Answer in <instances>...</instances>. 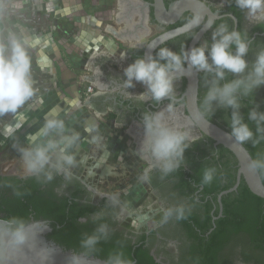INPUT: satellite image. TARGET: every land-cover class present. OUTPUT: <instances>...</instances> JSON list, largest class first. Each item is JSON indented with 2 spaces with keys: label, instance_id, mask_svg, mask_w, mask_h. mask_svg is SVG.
I'll list each match as a JSON object with an SVG mask.
<instances>
[{
  "label": "flooded vegetation",
  "instance_id": "af4514ba",
  "mask_svg": "<svg viewBox=\"0 0 264 264\" xmlns=\"http://www.w3.org/2000/svg\"><path fill=\"white\" fill-rule=\"evenodd\" d=\"M119 3V0H114ZM126 1V0H120ZM139 7L151 4L152 0H137ZM178 0H163L165 8ZM215 14L211 27L203 34L196 46L205 40L211 41L212 31L220 25H227L230 30L235 29L246 33L250 43V51L247 57L251 63L256 53L264 49V22L252 23L245 17V12L235 5V0H199ZM2 7L0 6V34L4 30L2 19ZM143 10L139 9L138 12ZM147 25L149 34L142 39L143 42L134 48L126 49L124 53L123 67L115 61L110 54H101L91 61V70L88 78L93 83L92 92L88 95L87 105L93 111L103 117L111 116L113 127L124 130L125 143L130 141L131 148L119 151V157L105 161L108 151L99 146L96 158L98 161L81 159L78 173L71 171V178H65L63 174H54L49 181L43 175L40 177L26 175L21 169L22 160L16 152L8 150L0 156V192L6 191L10 195L22 193L28 198V217L36 221H43L50 228L47 234L49 240L54 241L63 248L76 253H83L96 257L93 252L117 253L122 252L124 258L133 257V252L138 251L137 257L132 260L135 264H185L195 250L197 234L199 237H208L216 228L220 219L222 225L229 227V221L224 215L225 208L233 212L236 217V207L240 193L237 190L224 195L221 198V208L217 200L218 195L225 189L229 182L232 186L237 178V161L233 154L214 141L203 135L196 126L190 122L186 110L185 89L186 79L176 78L175 97L171 101L174 112L169 116V122L190 130L196 138V143L185 152V162L171 174L163 175L154 168L150 173V180L142 182L149 193L146 208L128 211L123 203L113 205L109 199L112 194H118V198L126 192L128 183L138 181L146 168L152 165L150 158L142 157L140 151L144 138L142 126V113L154 112L165 108L168 100L160 104L154 102L144 103L135 97L129 98L124 94L122 80L123 70L133 63L138 57H142L145 45L154 37L190 23L195 17L191 11L184 12L173 24H160L152 15L149 7ZM208 21L205 16L202 23L190 31L172 38L158 46L168 47L172 51L179 52L188 45L195 34ZM124 23H121L122 26ZM195 46V47H196ZM89 61V63H90ZM121 68V69H120ZM94 70V71H93ZM198 73V107L200 112L201 101L206 91L207 77ZM231 78V77H229ZM264 86L257 89L255 99L263 94ZM134 95L145 91L143 85L137 83L135 88L127 89ZM203 106V105H202ZM213 121L208 115H203L210 122L227 130L218 116H228L227 109H217ZM93 134L94 141L99 142V136ZM123 136V135H122ZM129 144V143H128ZM128 150V152H127ZM111 153L109 154V156ZM102 158V159H101ZM109 163V164H108ZM215 168L214 179L210 184H202L203 172L206 168ZM24 176V177H21ZM136 176V177H135ZM242 181V180H241ZM231 186V187H232ZM125 190V191H124ZM124 192V193H123ZM217 192V193H216ZM190 209L185 218L177 219L175 212L171 217L165 218V210L176 209L179 206ZM106 223L109 226V237L102 239L94 250H86L81 246L85 235L93 234L99 224ZM203 228H209L202 233ZM223 235V236H222ZM220 241H225L224 250L231 264H256L255 257L258 249L251 241L247 232H238L230 238H224L221 233ZM58 238L60 242L55 239Z\"/></svg>",
  "mask_w": 264,
  "mask_h": 264
},
{
  "label": "clouds",
  "instance_id": "9594fccd",
  "mask_svg": "<svg viewBox=\"0 0 264 264\" xmlns=\"http://www.w3.org/2000/svg\"><path fill=\"white\" fill-rule=\"evenodd\" d=\"M235 5L245 12V17L252 23L264 22V0H235ZM191 25L198 27L200 18L193 17ZM206 25L202 31L207 30ZM251 41L246 33L220 25L212 31L211 41L205 40L199 46L179 52L168 47H160L155 55L147 58L138 57L123 70L122 88L124 94L147 103L160 104L168 100L169 104L158 111L142 113L144 138L141 145L142 157L150 158L152 165L140 176L142 182L150 180V173L155 169L163 175L171 174L185 162V152L196 138L189 129L169 122L174 112L171 101L175 97L176 77L202 72L207 77L206 91L202 100L201 115L213 117L217 109L230 110L228 127L235 142L254 146L264 141V111L254 101V106L247 112V120L254 122L255 132L245 121L241 109L246 98L254 97L255 91L264 86V49L259 50L250 63L247 59ZM31 42L18 32L6 29L0 34V118L11 114L23 119L22 109L32 100L36 88L32 76V57L29 49ZM123 58V57H122ZM231 77V78H229ZM139 83L145 91L134 95L127 89L135 88ZM79 139L78 133L68 132L62 120L50 119L45 122L38 134L28 141L26 146H15L20 154L26 175H43L51 181L54 174H63L71 178V168L76 165L72 149ZM251 170L264 168V158L251 161ZM215 168H206L202 184H210L214 179ZM111 203H119L118 194L109 197ZM175 212L177 219L185 218L186 209L181 205L176 209H167L165 218ZM109 226L101 223L93 234L85 235L81 246L94 250L102 239L109 237ZM107 264H132L122 252L108 258Z\"/></svg>",
  "mask_w": 264,
  "mask_h": 264
},
{
  "label": "water",
  "instance_id": "95a60500",
  "mask_svg": "<svg viewBox=\"0 0 264 264\" xmlns=\"http://www.w3.org/2000/svg\"><path fill=\"white\" fill-rule=\"evenodd\" d=\"M151 4H144L139 7L135 5H126L119 0V11L117 16L118 23H124L119 31H114L108 27L106 30L111 32L122 43L131 41H141L136 35L138 29L144 28L145 35L149 34L147 26V14L149 7L152 8V15L156 22L160 24H173L184 12L191 11L195 17L200 18V24L205 16L208 21L195 34L190 41L187 50L195 47L203 34L209 29L202 31L206 25L212 24L215 14L199 0H178L170 5L169 9L165 8L163 0H152ZM143 10L138 12V10ZM134 16H138V22L132 23ZM195 26L191 23L185 24L179 28L166 31L152 38L144 47L142 57L147 58L153 55L155 50L166 41L182 35ZM133 37V38H132ZM198 73L192 75H183L175 73L176 78L186 79V89L184 93L186 110L190 122L206 137L214 141L215 145H220L230 151L237 161V178L236 183L222 191L217 200L221 208V198L237 190L239 183L243 180L249 191L264 199V183L257 170H251L249 165L253 158L243 144L235 142L229 132L218 125L207 120L198 107ZM91 83V78L86 79ZM24 177V176H21ZM50 228L43 221L30 220L26 225L17 232H13L10 223L0 218V264H107L106 260L94 256H88L83 253H76L72 250L65 249L59 244L47 238ZM132 264H135L132 262Z\"/></svg>",
  "mask_w": 264,
  "mask_h": 264
},
{
  "label": "crops",
  "instance_id": "0c3cea01",
  "mask_svg": "<svg viewBox=\"0 0 264 264\" xmlns=\"http://www.w3.org/2000/svg\"><path fill=\"white\" fill-rule=\"evenodd\" d=\"M123 2L125 6L139 4L137 0ZM108 5L110 6V3ZM117 5V8L114 6L113 11L109 6L106 9V29L111 27L114 31H119L123 27L121 23L117 22L120 10L119 4ZM0 6L5 26L2 34L6 29H10L26 37L32 44L29 49L32 65L35 55H41L47 70L50 72L59 71L62 86L58 96L62 102L67 101L68 92L71 93L74 88V90L78 89L80 77H77L76 73L83 67L81 63L84 54H90L88 60L93 61L101 54L116 55L115 52L119 50L115 61L119 62L121 68L123 67L124 53L128 48L121 49L122 41L109 31H107V38H101L100 0H0ZM137 22L138 16H134L132 23ZM138 30L133 37H139L141 41H136L132 37L133 40L126 41L127 45L124 46L129 48L138 46L139 48L145 32L141 27ZM66 55H70L71 62H68L66 58L63 59V56ZM33 67L34 65L32 66V76L34 74ZM35 103L36 92L32 100L27 103V126L29 133L33 129V137L36 125ZM3 123L4 127L5 122L3 121ZM100 131V129L97 130V136ZM97 136L96 138H98Z\"/></svg>",
  "mask_w": 264,
  "mask_h": 264
},
{
  "label": "rangeland",
  "instance_id": "374dc122",
  "mask_svg": "<svg viewBox=\"0 0 264 264\" xmlns=\"http://www.w3.org/2000/svg\"><path fill=\"white\" fill-rule=\"evenodd\" d=\"M110 3V6L108 5ZM118 3L114 0H100V34L101 38H107L105 13L107 12V7L109 6L111 11H113L114 6L117 8ZM108 5V6H107ZM108 7V8H109ZM112 23V21H110ZM103 40V39H102ZM121 49H126L120 44ZM119 48V49H120ZM116 55H111V57L116 60L119 50H117ZM90 54L83 55V62L81 63L82 68L77 71V77H80L78 83V89L72 90L71 93H67V101L62 102L59 99L58 93L61 89V78L59 76V71L54 70L50 72L46 69L44 65V59L41 55H35L33 59L34 65V81L36 88V125H35V135L39 133L41 128L44 126L45 122L50 119L62 120L65 129L68 132L78 133L79 139L77 144L71 150L75 156L76 165L71 168V171L78 173L81 163V159L96 160L97 149L99 146L104 147L108 151L106 160H116L120 155L119 151L123 149L126 150L130 141L125 143L126 137L123 129H116L113 127L112 117H103L102 119L97 115L93 109L87 105L88 96L85 94L83 87H88L91 83L86 81V77L89 76V70H91V63H89L88 56ZM70 55L63 56L70 61ZM62 58V57H61ZM42 59V60H41ZM32 65V66H33ZM58 68V66H57ZM50 80V81H49ZM76 93V95H75ZM23 119L20 117L14 118L11 114L0 118V156L1 154L8 150L9 152H16L18 156L20 155L15 146H26L28 141L33 139V129L28 131L27 126V104L22 109ZM3 119V120H1ZM3 121L5 125L3 127ZM99 125V127H97ZM99 132V142L94 141L93 134ZM32 133V134H31ZM123 135V136H122ZM125 138V139H124ZM131 148V147H129ZM128 152V150H127ZM111 155L109 156V154ZM11 156V153L8 155ZM97 159L96 161H98ZM109 164V163H108ZM23 169V165L21 166ZM24 170V169H23ZM136 177V176H135ZM141 181L136 178L135 181L128 183L127 193L118 200L123 203V206L128 211L137 210L138 208H146L148 205L149 193L146 191L144 186L141 185ZM125 191V190H124Z\"/></svg>",
  "mask_w": 264,
  "mask_h": 264
},
{
  "label": "trees",
  "instance_id": "16d2710c",
  "mask_svg": "<svg viewBox=\"0 0 264 264\" xmlns=\"http://www.w3.org/2000/svg\"><path fill=\"white\" fill-rule=\"evenodd\" d=\"M203 77V74L201 75ZM254 101L260 105V110L264 111V90L263 94L259 99L254 97L246 98L243 101L244 107L241 109L242 115L245 117V121L249 123V126L255 132L254 122L247 120V112L251 107L254 106ZM201 109L203 111L202 101ZM227 115L218 116L221 120V124L227 128L226 131L230 132L228 127V120L230 116V110H227ZM216 114L213 117L208 118L213 121ZM245 148L249 151L253 160L264 158V141H261L257 145H253L251 142L243 144ZM262 181L264 183V168L258 169ZM232 186V182H229L224 188L217 189L219 191L223 189H228ZM240 193V199H238L236 207L238 213L236 217L233 212L225 208L224 215L228 219L229 227L222 225V220L220 219L216 223V228L209 234L208 237H199L197 234V243L195 245L194 252L190 255V258L185 264H231L228 261V252L224 250L226 246L225 241H220L221 233L225 232L224 238H230L233 234L240 232H247L251 237L252 243L258 249V254H256L255 261L256 264H264V199L253 195L247 188L245 182L242 180L238 188ZM217 193V192H216ZM24 194L16 193L10 195L6 191L0 192V218L10 223V228L13 232H17L20 228L26 225L30 219L28 215L31 213L27 211L29 206L28 198L23 196ZM34 220L36 216L33 215ZM209 228H203L202 233H206ZM223 236V235H222ZM57 239L59 242L60 240ZM67 249V248H66ZM96 257L108 261L110 255L114 253H104V252H93ZM138 251L133 252V257L125 258L126 260H134L137 257ZM87 255H90L89 253ZM136 264H141L140 262Z\"/></svg>",
  "mask_w": 264,
  "mask_h": 264
},
{
  "label": "built area",
  "instance_id": "2783aa9c",
  "mask_svg": "<svg viewBox=\"0 0 264 264\" xmlns=\"http://www.w3.org/2000/svg\"><path fill=\"white\" fill-rule=\"evenodd\" d=\"M83 90L85 94L88 96L92 92V85H89L88 87H83Z\"/></svg>",
  "mask_w": 264,
  "mask_h": 264
}]
</instances>
